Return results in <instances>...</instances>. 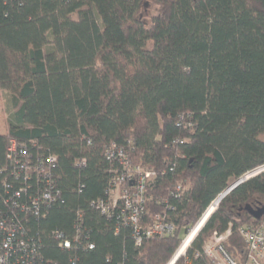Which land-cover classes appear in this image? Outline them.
I'll return each mask as SVG.
<instances>
[{"label": "trees", "instance_id": "1", "mask_svg": "<svg viewBox=\"0 0 264 264\" xmlns=\"http://www.w3.org/2000/svg\"><path fill=\"white\" fill-rule=\"evenodd\" d=\"M0 92V161L10 139L56 158L60 198L26 223L42 259L168 264L210 203L264 165V0H0ZM118 149L131 171L151 172L140 224L159 215L172 233L137 245L94 207L124 172L107 157ZM263 222L264 171L219 201L174 264H212L203 245L226 229L224 249L245 262L239 228ZM55 232L87 234L93 248H63Z\"/></svg>", "mask_w": 264, "mask_h": 264}, {"label": "built area", "instance_id": "2", "mask_svg": "<svg viewBox=\"0 0 264 264\" xmlns=\"http://www.w3.org/2000/svg\"><path fill=\"white\" fill-rule=\"evenodd\" d=\"M113 156H117L120 160L124 172L111 182L106 192V199L97 200L94 207L108 218L115 215L122 223L128 225L137 245L140 244L143 236H162L172 233L174 225L159 215L147 228H143L139 222L143 210V192L151 172L140 167H135L131 171L126 156L120 149L116 153L112 150L107 151L108 158ZM55 161L56 158L51 154L33 158L25 142L9 140L4 161H0V264H56L42 259L39 239L26 228L30 218L37 219L45 206L60 198V189L56 187L51 174ZM84 161L82 158L78 163ZM125 180L133 183V188H124L120 191V184ZM182 192L183 187L177 184L172 193L179 196ZM216 199L217 197L210 203L195 226L185 234L180 245L189 238L192 229L197 226L183 250L178 252L177 249L168 264H174L177 260L173 261L175 257L185 256L186 248L218 206L219 201ZM229 234L230 229L222 233L214 231L205 241L203 253L211 259L212 264H264V222L259 228L251 225H243L239 228V234L247 248L245 262L232 257L224 249L222 242ZM55 236L58 244L66 249L71 248L73 243L79 244L82 241H86V248H93V243L88 242L87 234L76 232L68 238L60 232H55ZM68 264H78V261L76 258H70ZM184 264H191L188 258L185 259Z\"/></svg>", "mask_w": 264, "mask_h": 264}, {"label": "water", "instance_id": "3", "mask_svg": "<svg viewBox=\"0 0 264 264\" xmlns=\"http://www.w3.org/2000/svg\"><path fill=\"white\" fill-rule=\"evenodd\" d=\"M264 171V165L254 168L250 171H248L247 173H245L244 175H242L241 177H239L238 179L234 180L228 187H226L218 196H217V201H220L228 192H230L234 187H236L238 184H240L241 182H243L244 180L248 179L251 176H254L260 172ZM177 259V257H175L173 259V261H175Z\"/></svg>", "mask_w": 264, "mask_h": 264}, {"label": "rangeland", "instance_id": "4", "mask_svg": "<svg viewBox=\"0 0 264 264\" xmlns=\"http://www.w3.org/2000/svg\"><path fill=\"white\" fill-rule=\"evenodd\" d=\"M6 102H7V95L0 92V134L5 133L7 130V125H6L7 111L5 110ZM180 248H178V252H180L183 249Z\"/></svg>", "mask_w": 264, "mask_h": 264}, {"label": "bare ground", "instance_id": "5", "mask_svg": "<svg viewBox=\"0 0 264 264\" xmlns=\"http://www.w3.org/2000/svg\"><path fill=\"white\" fill-rule=\"evenodd\" d=\"M185 245H186V243L183 242V243L180 245V247H181V248H184ZM180 247H179V248H180ZM181 248H180V249H181ZM182 250H183V249H182ZM182 250H181V251H182Z\"/></svg>", "mask_w": 264, "mask_h": 264}]
</instances>
